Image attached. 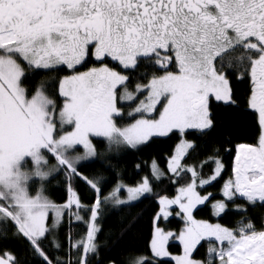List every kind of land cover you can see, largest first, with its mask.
I'll return each instance as SVG.
<instances>
[{
  "label": "snow or ice",
  "instance_id": "snow-or-ice-1",
  "mask_svg": "<svg viewBox=\"0 0 264 264\" xmlns=\"http://www.w3.org/2000/svg\"><path fill=\"white\" fill-rule=\"evenodd\" d=\"M58 72L67 74L51 75ZM233 79L250 81L244 107L258 135L236 145L233 175L221 188L223 199L212 203L215 216L229 203L245 216L248 207H264V0H0V239L24 242L23 256L0 247V264H29V256L31 264H104L98 222L105 206H133L154 193L152 181L165 172L153 159L151 179L118 180L105 195L106 178L82 170L104 155L94 139L119 153L170 134L179 143L168 157L169 179L184 183L175 197L159 196L147 253L113 257L111 264H264V225L245 218L232 229L194 215L213 199L200 189L223 178L219 150L201 171L182 163L198 147L187 137L215 129L210 100L236 104ZM208 163L215 167L206 178ZM58 176L64 203L48 195ZM81 186L91 193L86 205ZM173 215L183 225L177 231L160 223ZM66 216L69 225L86 227L76 237L68 233L62 259L50 247L62 251L55 237ZM173 240L181 254L171 253ZM202 242L203 260L195 258Z\"/></svg>",
  "mask_w": 264,
  "mask_h": 264
},
{
  "label": "trees",
  "instance_id": "trees-1",
  "mask_svg": "<svg viewBox=\"0 0 264 264\" xmlns=\"http://www.w3.org/2000/svg\"><path fill=\"white\" fill-rule=\"evenodd\" d=\"M114 62L109 61V66H113ZM92 65H99L98 63L90 62L89 67ZM82 71L85 69H81ZM67 72L52 73L53 77H62ZM44 73L37 76V80L42 78ZM55 84V81H53ZM58 87V85H56ZM134 87V84L132 85ZM232 87L234 90V99L236 104H223L219 102L210 101L211 113L215 118V129L210 130L207 135L196 139L194 136L187 137L188 140L194 141L198 147L195 150H189V154L185 157L182 163L186 165H195L198 171H201L200 164L204 162L209 156L213 155L215 150H219V158L224 163V170L222 171V179L218 178L217 181L200 189L201 194L212 193L211 199L206 205H201L194 212L197 219L207 220L210 223H220L222 226L232 229L237 228L238 222L245 218H251L252 222L257 228L264 225V207L256 206L255 208L248 207V212L241 215L235 210V206L231 203L228 204V209L221 216H215L212 210V203L215 200L223 199L221 195V188L225 181L232 176V167L235 159V147L239 143H253L258 135L257 121L254 119L252 110H245L244 102L249 93L250 81L245 80H232ZM62 102V101H61ZM126 123V122H125ZM231 140V143H227ZM155 142H150L141 151L124 150L119 153L116 151L108 152L106 150V142L94 139V143L100 152L104 155L95 162H86L83 171L89 174L103 175L108 181L104 187V194L107 195L115 186L118 180L125 184H135L141 180L142 177L148 176L151 179L150 163L155 159L159 167L165 172V176L160 181H152L154 185V193L146 194L141 197L139 201L134 202L133 206L115 209L108 204L105 206L106 211L99 217L98 227L102 229L99 236V243L101 246L100 255L104 257V264H111L113 257L124 261L130 255H143L147 253V244L150 240V232L152 227V219L158 211V199L160 195L173 197L177 193L184 181L173 183L169 178L172 174L167 171L168 157L173 153L175 146L179 143V137L171 135L169 137L154 138ZM103 161V164L101 163ZM50 162H55L50 157ZM140 165L138 169L136 166ZM215 165L208 163L202 169L204 177L211 175V169ZM77 184V181H73ZM39 184L32 185V193ZM84 195L83 203L86 205L91 200V193L85 192L80 189ZM48 195L57 203H63L66 200L67 192L64 183V177L58 176L53 179L48 186ZM238 204L243 201H237ZM161 226L167 227L170 230L177 231L181 228L182 222L179 218L170 217L164 222H160ZM135 224V227L126 229L122 225ZM86 225L83 223L72 222L69 225L68 217H65L64 223L60 226L56 233V239L63 244V249L58 250L54 246L50 247L53 256H60L66 259L68 252V233L71 232L73 237L78 233L85 231ZM52 238L50 237V240ZM203 247L199 248L198 253L195 254L196 259L207 258V243L202 242ZM0 247H6L19 255H24V242L9 238L7 241L0 239ZM171 253L179 254L181 247L175 242L169 243ZM75 259V257H73ZM29 264H31L32 257H27ZM169 264H173L169 260Z\"/></svg>",
  "mask_w": 264,
  "mask_h": 264
},
{
  "label": "rangeland",
  "instance_id": "rangeland-1",
  "mask_svg": "<svg viewBox=\"0 0 264 264\" xmlns=\"http://www.w3.org/2000/svg\"><path fill=\"white\" fill-rule=\"evenodd\" d=\"M92 66H95V65H92ZM96 66H99V65H96ZM91 67V66H90ZM210 101H214V102H218V101H215V99H214V97L210 100ZM219 103H223V104H226L225 102H219ZM96 139H99V140H101L100 138H96ZM78 151H83V149H82V147H78V149H77ZM174 152V151H173ZM86 162H89V161H86ZM86 162H83V163H86ZM55 162H53V164H54ZM152 163V162H151ZM151 163H150V166L149 167H151ZM168 164V163H167ZM234 165V164H233ZM168 171V170H167ZM171 174V173H170ZM233 175V174H232ZM39 189V185L35 188V191L33 192V194H35V192L37 191ZM108 195V194H107ZM146 195V194H145ZM176 195H177V193H176ZM173 197H175V196H173ZM173 197H170V198H173ZM158 201H159V199H158ZM64 202H66V200L64 201ZM63 202V203H64ZM158 206H159V202H158ZM174 208H176V206H173ZM199 207V206H198ZM158 210H159V208H158ZM178 210V209H177ZM51 215V214H50ZM170 217H175V218H179V217H176L175 215H173V216H170ZM169 217V218H170ZM65 221V220H64ZM73 222L74 223H76L74 220H73ZM161 222H164V220H161ZM210 223V222H209ZM213 224H215V223H213ZM173 231V230H172ZM170 242H175V243H177V244H179V242L178 241H175V240H173V241H170ZM181 247V246H180ZM181 252H182V247H181ZM181 252L179 253V254H181ZM173 255H178V254H174V253H172ZM166 260H169V258H165ZM173 264H175V262L174 261H171Z\"/></svg>",
  "mask_w": 264,
  "mask_h": 264
},
{
  "label": "crops",
  "instance_id": "crops-1",
  "mask_svg": "<svg viewBox=\"0 0 264 264\" xmlns=\"http://www.w3.org/2000/svg\"><path fill=\"white\" fill-rule=\"evenodd\" d=\"M58 231V230H57Z\"/></svg>",
  "mask_w": 264,
  "mask_h": 264
}]
</instances>
